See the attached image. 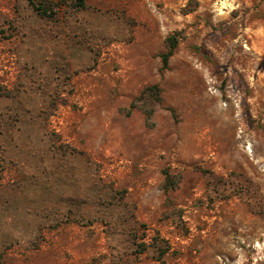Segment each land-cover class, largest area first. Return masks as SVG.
I'll list each match as a JSON object with an SVG mask.
<instances>
[{
	"label": "rangeland",
	"instance_id": "1",
	"mask_svg": "<svg viewBox=\"0 0 264 264\" xmlns=\"http://www.w3.org/2000/svg\"><path fill=\"white\" fill-rule=\"evenodd\" d=\"M82 3L0 0V264H264V0Z\"/></svg>",
	"mask_w": 264,
	"mask_h": 264
},
{
	"label": "trees",
	"instance_id": "2",
	"mask_svg": "<svg viewBox=\"0 0 264 264\" xmlns=\"http://www.w3.org/2000/svg\"><path fill=\"white\" fill-rule=\"evenodd\" d=\"M79 1H80L79 5L82 6L83 5L82 0H79ZM40 5H43V6H38L36 9L40 10L41 11L40 13H42L44 15H47L49 13V11H51V9H52V7L49 4H40ZM166 42H167V50H166V52L161 54L162 67H166L167 62H168V58L173 52V49H174L176 42H177V39L174 35H170V36H167ZM141 95L144 98L149 97L151 95L153 97V99L156 102H158L160 100L159 87L156 84L148 86V87L143 89V91L141 92ZM151 113H152V108L147 110L146 115L150 116ZM169 185L171 186L172 182H169ZM167 186H168V184H167ZM159 239L161 241H164V240H162V238H159ZM156 249L158 251V257H162L168 251L169 247L167 244L158 245V246L156 245Z\"/></svg>",
	"mask_w": 264,
	"mask_h": 264
}]
</instances>
